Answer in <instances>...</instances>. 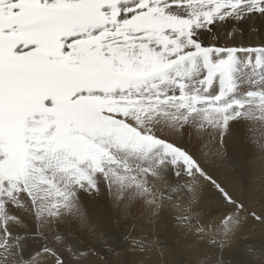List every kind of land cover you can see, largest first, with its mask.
I'll use <instances>...</instances> for the list:
<instances>
[{"label": "bare ground", "instance_id": "1", "mask_svg": "<svg viewBox=\"0 0 264 264\" xmlns=\"http://www.w3.org/2000/svg\"><path fill=\"white\" fill-rule=\"evenodd\" d=\"M261 2L184 0L183 7L170 9L177 17L173 24L185 37L182 42L185 45L197 26L205 29L209 20L216 21L211 31H201L199 38L206 45L229 50L228 56L212 65L220 79L216 84L200 83L198 69L205 66L207 52L199 48L197 70L183 58L175 65L190 73L184 78L179 98H174L173 84L159 78L145 84L142 71L133 73L132 92L110 103L112 110L127 115L144 135L131 124L119 122L114 135L120 148L113 155L115 161L105 164L104 172L97 174L102 162L112 160V155L100 144L90 147L88 140L83 154L67 149V157L55 164L51 175H46L40 167H34L28 175L25 166L16 172L3 170L0 257L10 252L7 261L15 264H52L55 253L63 257L64 264H235L237 256L246 260L247 244L263 245L264 216L256 219L258 213L249 207L244 208L249 214L236 208L240 198L258 212H263L258 208H264ZM225 15L226 22L221 19ZM179 47L174 45V50L178 52ZM205 87L209 88L208 92L204 91ZM218 91L223 97L219 102L200 99L214 97ZM232 100L244 104L239 123L226 121L236 110L224 107ZM224 111H229V116L219 119ZM185 118L190 127L181 135ZM164 140L187 148L216 184L199 176L192 180L172 176L168 165L159 163L164 154L172 156L173 163L179 160L189 168L194 165L183 152L163 143ZM57 149L51 147L52 152ZM140 151L144 152L140 154ZM225 151L226 157L219 159ZM4 180L9 181L7 188L3 187ZM93 184L98 185V191ZM182 184L192 195V205L186 206L187 211L184 200L179 202L180 199L172 197ZM135 190L140 199L132 196ZM190 190H194L195 196ZM167 195L172 199H167ZM229 198L231 202L225 203ZM229 213L231 219L222 223ZM183 216H186L185 225ZM181 223L195 231L198 224L207 226L206 235L203 233L200 240L198 232L192 235L181 230ZM231 248L239 251V255L231 256L228 251ZM21 254L24 259L20 258ZM77 259L81 260L76 262ZM40 260L45 261L39 263Z\"/></svg>", "mask_w": 264, "mask_h": 264}, {"label": "snow or ice", "instance_id": "2", "mask_svg": "<svg viewBox=\"0 0 264 264\" xmlns=\"http://www.w3.org/2000/svg\"><path fill=\"white\" fill-rule=\"evenodd\" d=\"M183 6V0H0V162L8 158L5 146L20 144L26 175L34 167L51 175L55 164L68 155L66 148L51 151L62 132L82 136L91 142L90 147L100 144L109 151L110 137L121 121L144 135L134 121L106 102L132 92V74L141 71L145 84L165 80L175 86L173 95L179 98L190 73L175 65L183 58L197 70L198 48L207 52L205 66L198 69L200 83L216 84L220 76L212 65L228 56L229 50L206 45L199 38L201 31H211L215 20H209L205 29L197 26L183 44L185 37L174 27L177 17L170 11ZM227 18L221 17L225 22ZM228 35L231 38L232 33ZM177 44L178 52L174 50ZM222 98L218 91L214 97L200 99L219 102ZM224 107L236 109L226 121L239 123L244 104L232 100ZM188 127L185 118L181 135ZM163 143L183 152L194 165L189 168L179 160L173 163L174 158L164 154L159 163L168 165L172 176L189 180L199 176L216 184L187 148L173 141ZM225 157L226 151L220 153L219 159ZM102 172L101 166L97 174ZM2 183L7 188L9 181ZM93 187L99 190L98 185ZM230 202V198L225 200ZM229 219L230 213L222 223ZM10 256L9 252L0 257V264ZM55 256L56 264H64L59 253ZM20 258L24 259L22 254Z\"/></svg>", "mask_w": 264, "mask_h": 264}, {"label": "rangeland", "instance_id": "3", "mask_svg": "<svg viewBox=\"0 0 264 264\" xmlns=\"http://www.w3.org/2000/svg\"><path fill=\"white\" fill-rule=\"evenodd\" d=\"M183 1H184V0H183ZM243 11H244V10H243ZM245 12L248 14V12H249L248 9H247V11L245 10ZM256 108H258V109H256ZM255 109L258 110V111H260L259 107H255ZM228 112H229V111H224L222 114H220V118H219V119H223V118H225L226 115L229 116V113H228ZM110 138H111L110 140H111V143H112V144L110 143V144H109V147L111 148V151H113L115 154H114L113 152L109 151L107 147H104V146H103V147H104L105 149H107V150L111 153V155H112V160L109 159L107 162H102L101 166H102L103 168L105 167V164H110V162L113 163V162L115 161V159H113V158H114V156L118 153L117 150H116V149H118V147H119V146H118L119 143L117 142V141H118V139H117V135H114V136L112 135ZM112 139H113V141H112ZM116 139H117V140H116ZM113 142H114V143H113ZM115 142H116V143H115ZM113 144H116V145L118 144V145H117V146L114 145V147H113ZM112 148H113V149H112ZM119 148H120V147H119ZM116 152H117V153H116ZM143 152H144V151H142V152L140 151V154H142ZM138 153H139V152H138ZM113 155H114V156H113ZM103 165H104V166H103ZM182 185H183V186H180L179 189H175V190L173 191L174 196L172 195V197H173V199H175V200H176L177 198L180 199L179 202L182 201V200H184L185 203H184V202H181V203H182V204L184 203V210L187 211V210H186V206H189V205L191 206V205H192V204H191V202H192V198H191L192 195H191V193L187 190V186H186L185 184H182ZM90 188H92V187H89V189H90ZM91 190H92V189H91ZM177 190H178L180 193H178ZM181 190H182V191H181ZM181 192H182V193H181ZM177 193H178V195H176ZM134 194H135V195H134ZM138 195H139V197H138ZM184 195H185V196H184ZM132 196H134V197L137 196L136 198L140 199V194H139V192H136V190L133 191V195H132ZM177 196H178V197H177ZM179 196H180L181 198H180ZM189 196H190V197H189ZM172 197H171V195H167V196H166V198L169 199V200L172 199ZM188 197H189V198H188ZM178 199H177V201H178ZM181 199H182V200H181ZM186 199H190V200H186ZM242 199H243V200H242ZM185 200H186V201H185ZM136 201H137V200H134V202H136ZM190 201H191V202H190ZM239 202H240V203H239ZM186 203H187V204H186ZM189 203H190V204H189ZM243 203H244V204H243ZM246 203H247V202H246V200H244V198H240V199L238 200V204H239V205L242 204V205H243V208H242V209H241V208H238L239 205H238L237 203H236V208H237L238 210H244V212H247L244 208L249 207L253 212L255 211L254 213H256V214L258 213L257 217H259V219L261 220V219H262V218H261V217H262L261 215L264 216V208H258L259 210L261 209V210L263 211V212H260V211L258 212L256 209H254V207H251L250 205L247 206ZM253 209H254V210H253ZM247 213L249 214V212H247ZM183 217H184V219L182 218V219H183L182 223L185 225V222H186V218H185V217H186V216H183ZM182 223H181V226H183ZM201 226H202L201 224H198V225H197V230H196V231H195V229H193L192 226L188 227L191 231L194 230L192 233H191V231H190L189 229H186V226H185V227H184V226H183V227H180V229L183 230V231L188 230L189 232H188V231H187V232H188L189 234H192V235L195 234L194 232H196V233L198 232V235L200 236V240H201V236L204 237V234H203V233H205V235H206V229L208 228L207 226H206V227H203V226L201 227ZM191 227H192V228H191ZM183 228H184V229H183ZM201 228H202V229H201ZM204 228H205V229H204ZM181 230H179V231H181ZM203 230H204V231H203ZM263 246H264V244L261 245V246H259V247L250 246V244H247V246H246L247 248L244 249V251L247 253V254H246V256H247V257H246V260H245V259H244V260L242 259V260H243V261H242V260H241V257L237 256V257H238V259H236V260H238L237 263H235L236 261L233 262V263H235V264H250V263L255 262L254 264H264V251H263V250H264V247H263ZM239 248H240V247H239ZM254 248H255V249H254ZM231 249H232V252H231ZM231 249L228 250V251L230 252V255H231V256H236L237 254L239 255V251L234 250L233 248H231ZM248 249H249V250H248ZM246 250H247V251H246ZM235 251H236V252H235ZM258 251H260V252H258ZM229 252H228V253H229ZM233 252H235V253H233ZM236 253H237V254H236ZM249 253H250V254H249ZM251 253H252V254H251ZM233 254H234V255H233ZM235 254H236V255H235ZM250 255L252 256L251 258H250ZM237 257H236V258H237ZM248 257H249V258H248ZM54 258H55V260H54L53 258H51L52 260L49 258V260H51L52 264H56V256H54ZM252 258H253V260H252ZM247 259H248V260H247ZM53 260H54V262H53ZM80 260H81V259H77L76 262H77V261H80ZM234 260H235V259H234ZM44 261H45V260H44ZM44 261H41V260H40L39 263L44 262ZM244 261H245V262H244ZM5 263H8V264H15V263H9L8 261H6ZM227 263H228V262H227ZM45 264H46V262H45ZM229 264H230V263H229Z\"/></svg>", "mask_w": 264, "mask_h": 264}]
</instances>
